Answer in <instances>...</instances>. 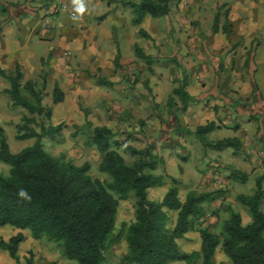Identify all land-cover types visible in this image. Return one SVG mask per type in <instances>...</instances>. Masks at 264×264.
<instances>
[{
	"label": "trees",
	"instance_id": "1",
	"mask_svg": "<svg viewBox=\"0 0 264 264\" xmlns=\"http://www.w3.org/2000/svg\"><path fill=\"white\" fill-rule=\"evenodd\" d=\"M172 1L138 0L137 3L121 1V4L131 10V23L138 26L146 16L151 19L167 16ZM217 25L215 21L214 33ZM138 33L140 37L152 41L144 29L140 28ZM134 54L150 64L151 57L137 45L134 46ZM148 71L152 72L150 68ZM7 79L10 87L4 92L12 106L27 112L22 123L15 126L16 139H34L35 143L13 154L0 127V161L9 166L8 174L0 175V227L26 230L35 240L44 239L53 243L66 260L75 264H111L110 259L114 256L111 248L121 239L127 249L119 264H170L180 261L184 264H196L198 261L214 264L213 258L219 247L232 264H264V213L260 209L264 190L261 180H257L252 195L235 198L247 209L250 221L244 223L240 213L228 206V217L221 222L220 231L213 233L206 227H200L197 221L206 215L203 204L210 203L212 195L221 196L222 192L191 191L181 195L178 188L172 186L161 200H151L150 190L163 184L161 176L151 174L160 160L152 155V147L137 150L125 146L122 149L124 154L137 157L129 164L118 151L122 143L117 132L106 126L93 127L87 121L75 128L85 137L86 145L95 147L101 155L99 170L108 176V180L92 178L89 163L75 165L44 150L43 138L53 137L60 130V125L45 127L41 123L38 132L34 126L36 117L44 116L47 121L51 119V106L46 107L42 102L45 86L37 88L31 81L21 85L19 68ZM186 85L184 82L173 90L182 111L192 100L185 91ZM51 97L52 106H55L63 101L64 95L55 86ZM168 104L175 105L174 99L169 98ZM214 128L215 123L209 122L197 127L191 134L204 142V137ZM238 144L237 139H224L214 147L236 148ZM171 181L173 185L177 183L175 179ZM21 190L27 193L26 197L19 195ZM130 196L134 198L132 218L116 229L119 201ZM192 229L199 234V251L182 252L178 240ZM24 239L22 233L8 240L0 239V250L7 252L19 264L17 251Z\"/></svg>",
	"mask_w": 264,
	"mask_h": 264
},
{
	"label": "rangeland",
	"instance_id": "2",
	"mask_svg": "<svg viewBox=\"0 0 264 264\" xmlns=\"http://www.w3.org/2000/svg\"><path fill=\"white\" fill-rule=\"evenodd\" d=\"M180 1L173 0L170 3L169 8L171 10L167 16L155 20L150 18L147 23H145L146 21L145 24L142 23L144 26L140 25V28L151 36L152 41L146 40L138 34L136 42L138 41L139 44L136 43L135 45L141 48L145 55L151 57L150 64L148 65L143 59L134 56L136 61H134L135 65L133 66L130 65L125 68L112 66L109 74H113V82L116 84L114 87L108 85L110 82L106 78L107 76L102 79L104 75L101 67L97 69L90 67V69L88 67L90 64L83 68L80 66L72 67L71 63H67L69 62L68 59L62 58V61H65L60 63L58 68L66 69L67 77L69 76V79L74 78L76 85L71 84L70 80L63 79V89L68 96L56 107L52 106V97L45 96L43 99L45 106L52 108L51 119L47 121L44 116L36 117V125H34L38 132L40 131L38 126L41 123L45 127L60 125L57 135L44 137L42 140L44 150L48 154L70 160L75 165H82L87 162L90 164L89 175L92 178L108 180V176L99 170L101 155L95 147L86 145L85 137L75 128L82 126L83 121H88L93 126L108 123L110 128L117 132V137L122 143V147L118 151L127 163H132L137 157L124 154L122 149L125 146H131L137 150L152 147L150 150L152 155L160 159L151 174L161 176L163 184L150 190L151 200H161L172 186L177 187L181 195L191 191L215 193L219 190L223 193V191L228 190V184L225 180L229 171L234 172L237 179L241 178L235 169L243 170L246 169L245 165H249L250 158L248 157L247 146L237 138L239 144L236 148L233 146L222 149L214 147L221 140L231 139L236 131V129L233 131L232 128L234 123L237 124L235 121L233 122V116H230L231 120L227 119V113L233 107L224 103L218 105L224 107V111L220 108L217 112V116L220 118L219 122H223V124L218 125L219 122L216 119L212 121L215 123L214 130L204 137V142H201L191 132L199 127L198 124L204 123L206 119L203 118L200 121L198 117L194 118L193 115L186 117L184 111L180 109L181 104L178 97L173 94L174 89L172 90V88L177 86L175 88L177 89L184 82L188 84L191 81H197L199 87L202 78L200 70L194 69V67L186 69L190 63L198 67V61H195L198 58V54L195 53L196 48H198V39H193L191 35L183 39H178L176 36V30L184 31L188 27L187 24L179 23L181 16L178 4ZM207 27L209 30L211 29L210 24ZM34 41L31 42V45ZM46 49L45 44H40L36 48L32 45L33 59L46 53ZM233 50L232 47L231 51ZM244 50L246 51L247 48ZM130 51L134 53V46L130 48ZM247 52L243 55V60L249 66L253 59L248 58ZM232 57L234 60L235 55ZM75 58L79 64L88 59L86 56H75ZM246 58H248L247 61ZM254 63H259L258 57L254 58ZM149 68L152 70L151 73L148 71ZM209 72L212 75L205 80L208 90L215 88L214 81L216 79V76L213 77V71ZM242 73L241 71H221L218 75L219 84H222L218 87L219 93L228 94L231 97L232 93L247 89V79L253 78L252 76L256 72L251 70ZM44 81L45 76H39L35 79L34 84L40 88ZM231 81L234 83L229 85ZM146 83L149 84L146 85ZM23 84L24 81L21 82V85ZM147 87L150 91L148 97ZM76 89H79L77 93ZM3 95L5 93L0 92V127L4 130V137L10 152L15 154L33 146L35 140L16 139L15 126L22 123V118L27 116V112L20 107H13L9 96ZM169 98L174 99L175 105L168 104ZM243 99L245 98H236L234 102L237 101L235 104L241 107L246 104ZM190 103L194 102L191 100ZM209 104L211 105V103ZM214 111L216 113L217 110ZM212 115L214 116L213 113ZM229 121H231L230 124H228ZM238 123L240 122L238 121ZM8 172L9 166L0 161V175H7ZM172 179L176 180L175 185H173ZM243 181L245 180H234L231 190H228L227 194L212 195L210 203L203 204L206 215L202 219H198L197 224L200 227H206L213 233H218L221 222L228 217V206L240 213L244 223H248L250 215L247 209L235 201V198L238 195H252L256 190V178L248 177L247 181L251 182L249 184H246V181L242 183ZM261 187L264 190V182ZM133 202L132 196L119 201L116 229L121 223H128L132 218ZM260 209L264 213V198ZM215 213L216 215H214ZM17 233H22L25 237L17 251L19 264H75V262L71 263L66 260L59 248L53 243L44 239L35 240L26 230L20 231L10 226L0 227V239L8 240ZM178 246L182 252L199 251L198 231L194 229L189 231L183 239L178 240ZM126 249V244L122 239L115 244L111 248L114 255L110 259L111 264H119ZM213 259L214 264H232L220 247L216 250ZM0 264L16 263L8 256L7 252L0 250ZM172 264H177V262ZM196 264H201V262L198 261Z\"/></svg>",
	"mask_w": 264,
	"mask_h": 264
},
{
	"label": "crops",
	"instance_id": "3",
	"mask_svg": "<svg viewBox=\"0 0 264 264\" xmlns=\"http://www.w3.org/2000/svg\"><path fill=\"white\" fill-rule=\"evenodd\" d=\"M121 1L138 2V0H83L85 10L81 14L76 11L73 0H0V92L10 87L7 76H13L19 68L22 75L21 82L35 83V79L39 76H45L44 95L51 96L52 90L57 86L63 92V100H65L68 94L63 89V79L70 80L74 86L76 80L67 77L66 69L58 68L60 63L65 61H62V58L68 59L67 63H71L72 67L83 68L89 64V68L101 67L104 75L102 79L107 76L112 86H116L113 82V74H109L110 69L116 66L115 62L118 68L135 65V54L130 48L136 43L139 44L136 39L140 25L150 19L146 16L140 25H133L131 10L124 7ZM178 8L181 16L179 23L187 24L188 27L184 31L176 30L177 38L183 39L191 35L193 39H198V48L195 50L196 55L198 54V58L195 59L198 61V67L190 63L186 69L194 67L202 72L200 88L197 81H191L185 87V91L194 103H189L184 113L186 117L193 115L200 121L205 118V122H212L215 119L219 122L217 112L220 108L224 111V107L218 105L222 103L231 105L233 109L228 111L227 119L231 120L230 116H233V122L237 123L232 125L233 131L235 129L236 131L231 139L239 138L247 146L250 163L245 165L246 169H235L241 176L240 179L228 170L229 174L225 180L228 190H231L234 180L251 183L247 181L251 176L256 178L255 182L261 180L262 186L264 182V0H181ZM215 21L218 25L214 33ZM209 24L210 30L207 27ZM33 41L34 48L40 44L47 46V52L34 59L31 45ZM232 47L233 51H231ZM245 52L249 59H253L249 66L243 60ZM233 55H235L234 60ZM75 56H86L88 59L83 63L80 62V65ZM255 57H258V64L254 63ZM224 70L241 71V73L254 70L256 73L253 78L247 79L248 88L240 91L236 89L237 92L232 93L231 99L228 94L219 93L218 89L222 85L219 84L218 75ZM209 71H213V77L216 76L215 88L210 90L205 82L212 75ZM233 83L234 81H231L229 85ZM43 86L41 84L40 88ZM76 90L77 93L79 89ZM149 92L147 87V97ZM108 93L110 94L109 91ZM236 98H245L243 101L246 104L241 107L236 105L237 101L234 102ZM42 102L45 105V100ZM214 110H217L216 113ZM205 122L198 125L204 126ZM85 123L86 121H83L81 125ZM220 124L223 122L218 123ZM101 126L110 128L108 123ZM242 176H245V179H242ZM228 190L221 194H227ZM177 264L184 262L180 261Z\"/></svg>",
	"mask_w": 264,
	"mask_h": 264
},
{
	"label": "clouds",
	"instance_id": "4",
	"mask_svg": "<svg viewBox=\"0 0 264 264\" xmlns=\"http://www.w3.org/2000/svg\"><path fill=\"white\" fill-rule=\"evenodd\" d=\"M73 4L76 5V11L78 13H83L84 12V2L83 0H73ZM19 195L21 197H26L27 196V193L24 191V190H21Z\"/></svg>",
	"mask_w": 264,
	"mask_h": 264
}]
</instances>
